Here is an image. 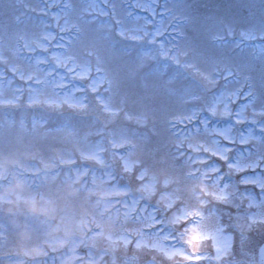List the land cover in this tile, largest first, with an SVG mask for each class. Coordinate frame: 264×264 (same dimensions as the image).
I'll return each mask as SVG.
<instances>
[{
	"label": "snow or ice",
	"instance_id": "1",
	"mask_svg": "<svg viewBox=\"0 0 264 264\" xmlns=\"http://www.w3.org/2000/svg\"><path fill=\"white\" fill-rule=\"evenodd\" d=\"M230 7L203 24L192 0L2 4L0 128L119 194L117 226L85 233L103 264H264V0Z\"/></svg>",
	"mask_w": 264,
	"mask_h": 264
},
{
	"label": "rangeland",
	"instance_id": "2",
	"mask_svg": "<svg viewBox=\"0 0 264 264\" xmlns=\"http://www.w3.org/2000/svg\"><path fill=\"white\" fill-rule=\"evenodd\" d=\"M24 2L0 0V12L3 3L22 9ZM30 2L44 4L49 0ZM111 2L124 12L133 6L134 0ZM192 2L208 6L206 12L199 14V22L212 24L219 18H232L234 13L230 5L239 0ZM139 11L134 9V13ZM48 27L59 32L54 20ZM2 119L3 113H0ZM40 145H45L43 152ZM50 155L47 142L39 134L33 136L17 128H0V249L11 251V256H0V264H88L92 258L97 264H103L106 258L100 257L99 253L107 247L105 236L86 239L85 233L90 236L93 229L104 233L113 230L117 224L113 220L114 213H105L103 201L98 202L100 210L95 213L96 204L89 199L102 200L104 196L99 191L80 192L81 181L73 183L68 178L67 166L53 165ZM70 175L74 179L76 173L73 171ZM117 197L120 198L119 194L105 199ZM77 241L81 243L74 249ZM85 243L92 246L93 257L87 255L89 248Z\"/></svg>",
	"mask_w": 264,
	"mask_h": 264
},
{
	"label": "flooded vegetation",
	"instance_id": "3",
	"mask_svg": "<svg viewBox=\"0 0 264 264\" xmlns=\"http://www.w3.org/2000/svg\"><path fill=\"white\" fill-rule=\"evenodd\" d=\"M110 199H119V198L117 197V198H110ZM89 201L92 202V203H94V204H96V207H95V213H96L97 211L100 210L99 209V206L97 205L98 202L105 201V200H103V199L101 200V199H98L97 197H94L93 199H89ZM113 207L115 208L117 206L116 205H113Z\"/></svg>",
	"mask_w": 264,
	"mask_h": 264
}]
</instances>
